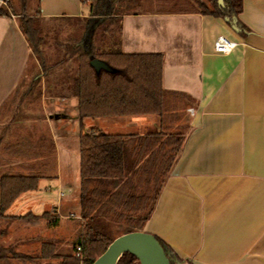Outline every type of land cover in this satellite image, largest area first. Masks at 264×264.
I'll use <instances>...</instances> for the list:
<instances>
[{
	"label": "crops",
	"instance_id": "1",
	"mask_svg": "<svg viewBox=\"0 0 264 264\" xmlns=\"http://www.w3.org/2000/svg\"><path fill=\"white\" fill-rule=\"evenodd\" d=\"M12 3L15 10L0 15V106L26 79L31 54L18 23L21 7ZM39 12L43 18H83L90 5L39 0ZM239 18L247 27L244 37L223 18L197 12L141 10L121 18L122 52L159 53L163 88L183 95L179 115L168 122L170 130L183 132V144L143 227L169 245L181 264H264V0H243ZM219 35L236 47L216 52ZM41 103L55 168L36 189L19 194L5 215L53 211L62 224L80 216L81 132L144 134L159 130L160 119L98 117L97 128L90 123L96 118L86 117L80 127L75 97L49 96L43 88ZM52 106L62 112L47 114ZM2 222L0 237H6Z\"/></svg>",
	"mask_w": 264,
	"mask_h": 264
},
{
	"label": "trees",
	"instance_id": "2",
	"mask_svg": "<svg viewBox=\"0 0 264 264\" xmlns=\"http://www.w3.org/2000/svg\"><path fill=\"white\" fill-rule=\"evenodd\" d=\"M89 3V17H62L84 24L79 34L65 40L53 34L56 26L46 27L40 16L39 0L34 13L26 12V0H18L19 27L31 54L26 79L0 106V220L37 225L42 220L58 223L51 211L40 215H5V210L24 191L37 188L38 180L51 176L56 161L52 135L41 106L43 88L49 96L77 99L79 126L86 117H116L155 114L160 129L144 134H111L91 129L80 134V226L73 241L75 254H57L55 240L41 242L39 258L59 259V264H92L115 238L105 226L108 218L126 226L125 232L140 231L151 216L161 187L181 150L184 134L170 130L168 122L179 115L177 103L182 94L162 86V56L159 53H124L121 45V18L137 13V0H80ZM175 8L159 12H197L231 21L236 18L238 35L244 37L246 25L240 20L243 0H174ZM0 8V15L13 12ZM61 17H51L56 19ZM226 23L230 25V22ZM79 28L77 27L78 31ZM48 38L51 43H47ZM46 45L53 46L49 58ZM106 62L111 70H96L90 60ZM54 90H58L55 93ZM180 112V111H179ZM5 233L0 229V235ZM170 264L182 260L163 240L155 236ZM15 257H36L0 244V261ZM116 264H140L125 252Z\"/></svg>",
	"mask_w": 264,
	"mask_h": 264
},
{
	"label": "rangeland",
	"instance_id": "3",
	"mask_svg": "<svg viewBox=\"0 0 264 264\" xmlns=\"http://www.w3.org/2000/svg\"><path fill=\"white\" fill-rule=\"evenodd\" d=\"M26 12L28 13H34L36 10V4L37 0H26ZM139 3L135 5L137 9H164V8H175L178 6V4L175 3L174 0H137ZM46 27H52L56 26L58 28L57 33L53 32L55 36L58 34V38L65 40L69 33L79 34V32H82L84 24L81 25L78 24V21L75 19H65V18H45V21L43 23ZM77 27L79 28L78 31ZM47 43H51V40L48 38ZM53 46L46 45V53L47 56L51 59L55 57L53 52ZM42 99V98H41ZM42 106V103H41ZM54 106L50 107L47 110L48 113H53L57 110H53ZM43 109V107H42ZM61 108L57 111L59 112ZM62 112V110H61ZM44 113V110H43ZM45 115V113H44ZM45 121L47 123V117L45 115ZM94 122L93 126H96L97 128H100L102 126V118H96L92 120ZM48 125V124H47ZM49 128V126H48ZM50 130V129H49ZM100 130V129H98ZM102 131V130H101ZM105 131V129L103 130ZM51 133V131H50ZM52 135V134H51ZM53 216L55 215V212L51 211ZM105 226L107 230L109 231L110 235L112 237H117L120 234H123L125 232L126 226L121 223H117L111 219H104ZM3 227H7V233L6 237H0V244L1 245H12L15 249V251L29 254L34 257H36L35 260H21L17 259L15 257L10 256L9 259L1 260L0 264H59V259H41L39 258L40 254V246L41 242L43 240L47 239H56L55 240V252L57 254H75L76 250L73 246V241L77 235L78 228L80 226L81 220L79 219H71L67 222H63L62 224L58 223L56 225H50L46 222V220H42L38 226H29L28 223H20V222H12L10 224H5V222H2ZM2 225V224H1ZM32 238L30 240H25V238ZM59 247L61 249L59 250ZM77 256V255H76ZM77 257H81L80 255ZM181 264V263H179Z\"/></svg>",
	"mask_w": 264,
	"mask_h": 264
},
{
	"label": "water",
	"instance_id": "4",
	"mask_svg": "<svg viewBox=\"0 0 264 264\" xmlns=\"http://www.w3.org/2000/svg\"><path fill=\"white\" fill-rule=\"evenodd\" d=\"M220 8H224V0H216ZM224 21H229L224 18ZM230 27L236 33L238 26L236 18H232ZM238 34V33H237ZM90 64L96 69L111 70L104 61L93 58ZM128 252L136 257L140 264H170L160 243L155 235L147 231H131L118 235L106 247V249L92 262V264H116L119 257Z\"/></svg>",
	"mask_w": 264,
	"mask_h": 264
},
{
	"label": "built area",
	"instance_id": "5",
	"mask_svg": "<svg viewBox=\"0 0 264 264\" xmlns=\"http://www.w3.org/2000/svg\"><path fill=\"white\" fill-rule=\"evenodd\" d=\"M10 0H0V8H6L8 9V4ZM236 47V42L233 40L227 38L224 35H219L214 41V50L219 53H229ZM79 250L78 247L76 249V255L79 256Z\"/></svg>",
	"mask_w": 264,
	"mask_h": 264
}]
</instances>
